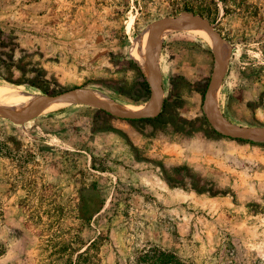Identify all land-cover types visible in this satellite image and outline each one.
<instances>
[{"label": "rangeland", "instance_id": "1", "mask_svg": "<svg viewBox=\"0 0 264 264\" xmlns=\"http://www.w3.org/2000/svg\"><path fill=\"white\" fill-rule=\"evenodd\" d=\"M0 90V264H264V0H0Z\"/></svg>", "mask_w": 264, "mask_h": 264}, {"label": "trees", "instance_id": "2", "mask_svg": "<svg viewBox=\"0 0 264 264\" xmlns=\"http://www.w3.org/2000/svg\"><path fill=\"white\" fill-rule=\"evenodd\" d=\"M96 242L92 241L81 253L78 255H83L87 257L88 251L91 250L93 246H95ZM134 264H182L178 261L174 256L164 253L159 250H148L142 251L139 253L136 258Z\"/></svg>", "mask_w": 264, "mask_h": 264}, {"label": "bare ground", "instance_id": "3", "mask_svg": "<svg viewBox=\"0 0 264 264\" xmlns=\"http://www.w3.org/2000/svg\"><path fill=\"white\" fill-rule=\"evenodd\" d=\"M183 21L180 20V23H182ZM189 23V22H188ZM191 23V22H190ZM193 24V23H192ZM171 27V26H170ZM173 28H180V27H186L187 29L189 27L185 26V25H180V24H176L174 26H172ZM204 32V31H203ZM153 47V46H152ZM152 56V55H151ZM72 100V98H67V99H63V100ZM28 100L29 98L26 97L24 94L23 95H19L18 93H10V92H7V91H4V90H0V106L4 105V106H7V105H13V106H24L25 104L28 103ZM41 103V101H38L37 103H35L33 106H37ZM61 103H57V104H54L56 105V107L58 105H60ZM32 105V104H31ZM62 105V104H61Z\"/></svg>", "mask_w": 264, "mask_h": 264}, {"label": "water", "instance_id": "4", "mask_svg": "<svg viewBox=\"0 0 264 264\" xmlns=\"http://www.w3.org/2000/svg\"><path fill=\"white\" fill-rule=\"evenodd\" d=\"M185 20H182L180 17H177V18H174V19H171L169 20L168 22H166L167 24H165V26H174V25H185L189 28H192V29H201V28H206L208 30H210L209 27L207 26H197V25H192L191 23H188L189 20L187 18H184ZM180 20H182L183 22L180 23ZM164 26V27H165ZM163 27V29H164ZM162 29V31H163ZM161 31V32H162ZM79 93L76 92V91H72V92H69V93H65V94H62V95H58V96H55L53 97L52 99H50L48 102H46V104L44 105V108H47L48 106L52 105V104H55L56 102H58L60 99L62 98H72L73 100L75 101H83L82 98L78 95ZM151 101H153L151 99ZM92 102H89V104H91ZM35 112H32L30 113V115H34Z\"/></svg>", "mask_w": 264, "mask_h": 264}]
</instances>
